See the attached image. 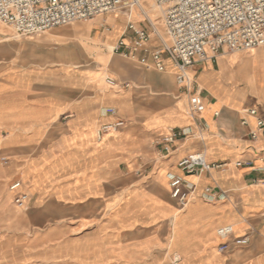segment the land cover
I'll use <instances>...</instances> for the list:
<instances>
[{"label":"crops","instance_id":"crops-1","mask_svg":"<svg viewBox=\"0 0 264 264\" xmlns=\"http://www.w3.org/2000/svg\"><path fill=\"white\" fill-rule=\"evenodd\" d=\"M124 1L115 13L92 20L86 40L99 35L106 44L113 35L112 49L120 41L130 44L133 23L151 37L138 55L163 52L166 70L158 72L150 59L142 65L105 48L103 54L87 49L96 62L87 73L100 69L128 87L82 81L87 96L78 99L69 66L42 67L44 57L15 49L0 28V151L14 154L10 173L29 197L16 207L37 218L15 236L24 250L20 264H172L176 257L178 264H264V137L250 135L258 120L264 122V46L255 49L256 64L250 54L239 57L238 88L229 82L237 72L229 54L225 63H195L191 89L181 90L164 52L170 45L165 25H157L147 0L138 7ZM138 13L142 18L135 20ZM92 24L99 26L94 36ZM68 42L70 63L76 43ZM196 95L203 111L193 116ZM252 109L255 117L248 115ZM120 121L123 127L99 139L102 126ZM171 131L185 137L165 146ZM197 153L224 166L184 176L179 161ZM169 175L183 177L193 190L183 210L170 196ZM208 188L225 197L207 200ZM227 226L234 235L224 240L217 232ZM242 237L248 245L235 246Z\"/></svg>","mask_w":264,"mask_h":264},{"label":"built area","instance_id":"built-area-1","mask_svg":"<svg viewBox=\"0 0 264 264\" xmlns=\"http://www.w3.org/2000/svg\"><path fill=\"white\" fill-rule=\"evenodd\" d=\"M144 0H130V4L138 7ZM163 13L164 25L170 39V45L164 46V52L172 59L177 70L176 81L181 90L189 91L193 79L189 70L197 62L217 60L221 55L243 52L264 46V0H153ZM125 5L124 0H0V24L9 28L16 37H32L51 29L64 27L75 22L92 21L99 16L112 14ZM133 35L132 43L120 41L112 52L125 59L146 65L151 60L154 69L165 72L166 65L163 52H153L150 58L138 54L150 41V34L133 23L127 27ZM210 55L208 54V51ZM110 87H124L115 79L106 78ZM203 111L201 97L193 96L190 113L198 116ZM115 115L114 110L110 111ZM248 115L255 117L256 109L248 111ZM246 120L243 125H246ZM124 126L120 121L115 124L104 125L99 129L98 137L117 131ZM251 138L257 140L264 137V122L257 121L256 130L251 132ZM185 137L179 131H171L164 137L162 144L172 145L178 139ZM3 164L8 159H1ZM224 165L209 164L203 153L190 155L178 163V168L184 176L198 175L220 169ZM237 166H241L240 163ZM170 196L178 203V207L185 209L193 197V190L183 177L169 175ZM22 183L17 181L10 187L14 193V203L18 206L28 201V195L22 190ZM209 201L225 197V193H215L210 188L205 190ZM220 196V197H219ZM221 239L228 240L234 235L231 226L218 230ZM237 247L248 245L249 238H235ZM222 250L227 249L224 245ZM175 258L172 264H178Z\"/></svg>","mask_w":264,"mask_h":264},{"label":"rangeland","instance_id":"rangeland-1","mask_svg":"<svg viewBox=\"0 0 264 264\" xmlns=\"http://www.w3.org/2000/svg\"><path fill=\"white\" fill-rule=\"evenodd\" d=\"M147 8L152 11L155 16L156 23L159 27L162 28L164 24V17L162 11L153 0H147ZM157 7V8H156ZM135 10V9H134ZM132 9V11H134ZM151 15V14H150ZM142 17V16H141ZM141 17L134 16L135 20L141 19ZM92 21H82L77 22L69 26L58 27L51 29L39 37L31 38H23L16 37L14 33L4 25L0 24V28L3 29L7 37L10 38V41H14V48L22 51L23 53L37 56L38 58H45V62L41 63L42 67L50 68V69H60L64 65L69 66L73 75H75L76 81V97L81 98L83 96H87V90H84L82 87V81L89 82H101L104 81L105 78H113L111 75H101L100 69L95 72H88L87 69L95 68L96 62L95 58L87 55V49H93L98 54H103L102 49L105 48L108 53H112V39L114 36L112 35L107 39V43L105 44L102 39V36L97 35L94 38L92 43L86 40L87 34L89 33L88 25ZM92 24L90 27H93ZM98 28V27H95ZM94 29V28H92ZM91 29V30H92ZM96 29L92 30L90 35L94 36ZM67 38V39H65ZM74 39V40H73ZM68 41L76 43L75 47V61L67 63V47ZM86 47H84L82 44ZM105 44V45H104ZM16 46V47H15ZM256 53L255 49L250 51L243 52H235L232 53L235 55L234 58V68L237 72H233V78H231L230 84L238 88V83L242 78V73H240L241 68L244 67V60L239 59V57L243 54H253ZM229 54H224L219 57L220 64L221 62H226L223 60ZM113 57L119 58L124 61H128L118 55H114ZM103 58H98V61H101ZM238 68V69H237ZM87 73V74H86ZM85 74V75H84ZM84 75V77H82ZM64 81H67V78H61ZM227 82V83H229ZM105 84V83H104ZM66 85V84H65ZM66 94V92H65ZM9 155L11 157V161L8 165L3 164L1 162L2 156ZM15 156L9 151L2 149L0 151V264H20L23 257L24 250L19 246V242L15 236H17L19 232V226L24 225L25 223L31 224L34 223L37 219L35 215H28L27 211L24 209H20L16 207V204L13 201L14 193L10 191L11 185L13 182L17 181L18 178H15L16 175H12L10 173L11 167L13 166ZM28 193V192H27ZM30 195V194H29ZM31 197V196H30ZM26 207V206H25ZM30 208H36L35 201H31ZM14 213L16 215L14 216ZM50 223H52L50 221ZM233 229L234 227L231 226ZM29 235H33L31 230L27 232Z\"/></svg>","mask_w":264,"mask_h":264},{"label":"bare ground","instance_id":"bare-ground-1","mask_svg":"<svg viewBox=\"0 0 264 264\" xmlns=\"http://www.w3.org/2000/svg\"><path fill=\"white\" fill-rule=\"evenodd\" d=\"M157 8V7H156ZM143 11H144V14H145V16L146 17H148L147 15H146V11L143 9ZM140 13V12H139ZM136 14V17H141L142 15L141 14ZM163 14V13H162ZM134 15H132V17H133ZM142 18V17H141ZM95 27H99L98 26V24H95V25H93V27H90V29H92V28H95ZM112 36V35H111ZM111 36H109V37H111ZM108 37V38H109ZM208 51V54H210V52H209V50H207ZM235 53V52H234ZM228 54H232V53H228ZM260 54V53H259ZM258 55V54H257ZM256 55V53H253V54H251V56H252V59H253V62H254V64H256L257 62H258V58L256 57L257 56ZM264 55V54H263ZM260 56V55H259ZM207 61H210L209 59L207 60ZM263 62V61H262ZM263 64V63H262ZM262 67V66H261ZM105 80H106V78H105Z\"/></svg>","mask_w":264,"mask_h":264}]
</instances>
